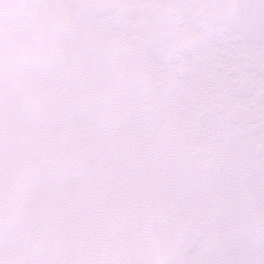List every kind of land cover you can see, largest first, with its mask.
I'll use <instances>...</instances> for the list:
<instances>
[{"label": "snow or ice", "instance_id": "6c2138e0", "mask_svg": "<svg viewBox=\"0 0 264 264\" xmlns=\"http://www.w3.org/2000/svg\"><path fill=\"white\" fill-rule=\"evenodd\" d=\"M0 264H264V0H0Z\"/></svg>", "mask_w": 264, "mask_h": 264}]
</instances>
